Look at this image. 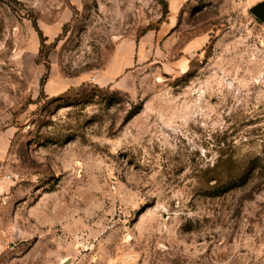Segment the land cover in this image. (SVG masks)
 Segmentation results:
<instances>
[{
	"label": "rangeland",
	"instance_id": "obj_1",
	"mask_svg": "<svg viewBox=\"0 0 264 264\" xmlns=\"http://www.w3.org/2000/svg\"><path fill=\"white\" fill-rule=\"evenodd\" d=\"M262 2L0 0V264H264Z\"/></svg>",
	"mask_w": 264,
	"mask_h": 264
},
{
	"label": "crops",
	"instance_id": "obj_2",
	"mask_svg": "<svg viewBox=\"0 0 264 264\" xmlns=\"http://www.w3.org/2000/svg\"><path fill=\"white\" fill-rule=\"evenodd\" d=\"M139 44L140 43H137V41H135V43L132 46H129V48L127 49V52L125 53V57L120 58L119 61L115 60L114 62H111L109 65H107V67L102 72V74H100L98 77L94 79L91 78V80H93V82L95 81L97 85L111 87V88H115L118 90L123 89L126 86V84H120L119 86H117L116 81L117 79L121 77V75L126 70L130 68H134L138 65V61H139L138 52L140 49ZM77 84H79V82H74L73 80L62 78V79H58L56 88H57V91L59 90V92H62V91H66L67 89L71 87H75ZM45 85H44V88H45ZM48 91L49 90L47 89L46 93H48ZM4 152L5 150L0 144V161L3 158ZM7 187H8V184L6 180L2 178V173L0 172V210H1V202L4 198L5 193L7 192ZM2 232L3 230H2L1 222H0V244H1V239H3Z\"/></svg>",
	"mask_w": 264,
	"mask_h": 264
},
{
	"label": "trees",
	"instance_id": "obj_3",
	"mask_svg": "<svg viewBox=\"0 0 264 264\" xmlns=\"http://www.w3.org/2000/svg\"><path fill=\"white\" fill-rule=\"evenodd\" d=\"M159 1H162V0H159ZM168 12V7L166 4H164V7H163V14H166ZM38 32V35H39V39L41 40V43L43 45V43L45 42V38L42 36L41 32L38 30V28L36 26H34ZM41 53V51L39 52ZM45 68L47 70H49V67L48 66H45ZM47 77H48V73L46 72L43 77L41 78L40 82H39V87L41 88V91H42V87H44L45 83H46V80H47Z\"/></svg>",
	"mask_w": 264,
	"mask_h": 264
},
{
	"label": "water",
	"instance_id": "obj_4",
	"mask_svg": "<svg viewBox=\"0 0 264 264\" xmlns=\"http://www.w3.org/2000/svg\"><path fill=\"white\" fill-rule=\"evenodd\" d=\"M250 13L261 22H264V2L253 7Z\"/></svg>",
	"mask_w": 264,
	"mask_h": 264
}]
</instances>
